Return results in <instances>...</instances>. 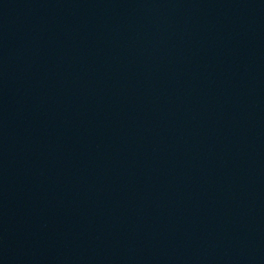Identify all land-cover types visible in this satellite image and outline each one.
<instances>
[{
	"label": "water",
	"instance_id": "water-1",
	"mask_svg": "<svg viewBox=\"0 0 264 264\" xmlns=\"http://www.w3.org/2000/svg\"><path fill=\"white\" fill-rule=\"evenodd\" d=\"M0 264H264V0H0Z\"/></svg>",
	"mask_w": 264,
	"mask_h": 264
}]
</instances>
